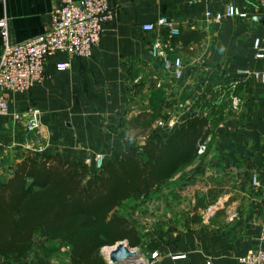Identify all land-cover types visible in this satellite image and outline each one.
I'll return each mask as SVG.
<instances>
[{"label":"crops","instance_id":"0c3cea01","mask_svg":"<svg viewBox=\"0 0 264 264\" xmlns=\"http://www.w3.org/2000/svg\"><path fill=\"white\" fill-rule=\"evenodd\" d=\"M256 1L110 0L116 18L106 26L92 56L71 59L58 52L47 61L49 78L43 83L23 93H5L10 113L0 116V183L30 152L27 146L33 139L14 119L16 111L29 107L42 111L48 146L40 155L59 153L85 161L103 153L109 159L133 145L143 151L148 139L154 138L152 134L132 135L130 123L137 115L153 113L151 124L156 129L160 120L187 114L189 103L215 83L236 77L239 69L262 71L264 59H257L254 49L256 38L264 45V25L253 20L261 15L255 14ZM60 3L0 0V20L7 19L12 42H23L50 29L52 13ZM231 3L250 16L226 18L208 27L205 12H224ZM162 16L175 20L181 28L176 54L184 57L185 69L180 78L150 53V41L161 31L142 29L143 24ZM2 50L0 40V54ZM240 94L244 102L240 111L224 118L212 134L207 152L175 176L191 174L203 163L207 172L219 178L226 174L233 181L240 178V185L223 186L211 195L210 205H218L212 216L185 229L180 227L182 218L171 213L156 220V209L159 212L162 206L171 205L156 202V193L162 195L168 189L165 185L148 196L125 201L118 209L128 218L135 211L154 212L143 224L134 221L141 238L138 246L123 240L146 257L157 251L159 257L151 264H241L249 250L264 247V83L254 80ZM158 133L169 134L164 129ZM254 174L258 186L252 185ZM232 213L237 216L230 220ZM0 264H72L70 246L64 240L38 235L23 259L0 256Z\"/></svg>","mask_w":264,"mask_h":264},{"label":"trees","instance_id":"16d2710c","mask_svg":"<svg viewBox=\"0 0 264 264\" xmlns=\"http://www.w3.org/2000/svg\"><path fill=\"white\" fill-rule=\"evenodd\" d=\"M153 117L137 115L130 131L146 133ZM224 118L222 110L204 116L191 107L168 135L151 130L154 138L143 151L133 145L114 152L98 169L59 153H27L0 183V256L23 259L40 235L66 241L72 264H109L103 247L141 242L135 222L118 209L129 199L148 196L201 158L198 149L212 137L211 124Z\"/></svg>","mask_w":264,"mask_h":264},{"label":"built area","instance_id":"2783aa9c","mask_svg":"<svg viewBox=\"0 0 264 264\" xmlns=\"http://www.w3.org/2000/svg\"><path fill=\"white\" fill-rule=\"evenodd\" d=\"M255 14L264 15V0L256 1ZM249 16L248 11L242 10L234 3L229 4L224 12L216 14L205 12L208 27L212 23H221L226 18L246 19ZM115 18L116 11L111 7L110 0H61L60 6L52 13L50 29L19 43L11 41L8 21L6 18L1 19L0 40L3 50L0 54V116L10 113L8 97L5 93H23L43 83L49 78L45 70L47 61L58 52L67 53L71 59L92 56L94 48L101 43L106 26ZM142 29L148 32L161 31L160 36L150 41V53L153 57L161 59L165 70L171 72L175 78H180L185 64L184 57L176 54L180 49L176 39L181 34L178 23L162 16L156 22L143 24ZM254 49L255 57L264 59V45L261 38H256ZM254 80L264 83V69L262 71L239 69L236 77L215 83L189 103L188 111L191 107L199 105L197 110L204 116H209L212 110H222L225 115H233L240 111L244 103L240 92ZM42 116V111L37 107H29L13 113L14 119L21 123L28 133L33 134V139L27 147L30 152L37 154L44 153L48 146ZM177 123L178 118L172 116L167 122L158 121L157 125L172 130ZM208 142L206 140L199 146V155L207 151ZM105 159L103 153H96L87 157L84 162L98 169ZM251 181L252 185L258 186V175H252ZM217 208V204L210 205L207 209V217L212 216ZM236 216V213H232L230 220ZM117 244L102 248V254L108 260L110 252L107 249L111 250ZM158 257L159 253L155 251L149 257L140 255L128 264H151ZM240 262L264 264V247L249 250Z\"/></svg>","mask_w":264,"mask_h":264},{"label":"rangeland","instance_id":"374dc122","mask_svg":"<svg viewBox=\"0 0 264 264\" xmlns=\"http://www.w3.org/2000/svg\"><path fill=\"white\" fill-rule=\"evenodd\" d=\"M194 105L195 104L193 103V106ZM197 106L199 108V105ZM197 106H195L194 108L197 109ZM172 116L178 118V123L176 124L177 126L183 115H179L177 113L173 114ZM228 118H232V114H227L225 119ZM169 119L167 121H169ZM220 123L221 122H219V124ZM219 124L214 125V122L211 124L213 127V133L215 132ZM149 129L146 133H143L140 130H134L132 135H134L135 137L147 136L148 134H150L151 130L156 131L158 133V130L161 129L168 131V133L171 132V130L165 127H159L157 124L156 129L152 125L149 126ZM210 139L211 135L207 140L210 141ZM233 180L234 178L231 174H226L225 177L219 178V176H217L216 174H211V172H207V169L205 166H203V163L198 164V166L195 167L194 172H192L191 174L185 173L184 176L174 177L168 183H166L165 187H168V189L164 191L162 195L158 194V192L156 193L157 203L165 202L171 204L162 206V210L159 212L156 209V220L160 217H168V215L171 213L175 215L176 218H182L183 222H181V228H190L191 225L197 222L198 220L201 219L202 221L207 217V209L212 201L210 199L211 195L215 194V191L217 189H221L223 186L241 184L239 177L237 181ZM207 188L208 190H206ZM147 200H145L144 202H146ZM150 201H153V199L151 198ZM174 202L177 203L176 210H173L172 208ZM133 213L135 214H132L129 218L135 221L136 223L137 221L141 222V224L144 223L143 219H152L154 214L153 211L149 210L145 212L142 211L138 214L136 211Z\"/></svg>","mask_w":264,"mask_h":264},{"label":"water","instance_id":"95a60500","mask_svg":"<svg viewBox=\"0 0 264 264\" xmlns=\"http://www.w3.org/2000/svg\"><path fill=\"white\" fill-rule=\"evenodd\" d=\"M254 22H259L264 25V15L255 16ZM140 253L138 249H132V247L126 242L121 241L115 248L111 249L109 254L110 264H128L133 259L139 257Z\"/></svg>","mask_w":264,"mask_h":264},{"label":"bare ground","instance_id":"6f19581e","mask_svg":"<svg viewBox=\"0 0 264 264\" xmlns=\"http://www.w3.org/2000/svg\"><path fill=\"white\" fill-rule=\"evenodd\" d=\"M107 251H109V252H110L111 250H110V249H107Z\"/></svg>","mask_w":264,"mask_h":264}]
</instances>
